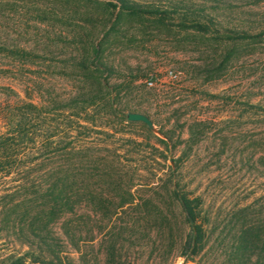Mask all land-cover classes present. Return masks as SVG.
<instances>
[{"label": "trees", "instance_id": "1", "mask_svg": "<svg viewBox=\"0 0 264 264\" xmlns=\"http://www.w3.org/2000/svg\"><path fill=\"white\" fill-rule=\"evenodd\" d=\"M89 1L118 18H169L202 34L221 28L232 44L223 61L240 44L264 39V25L256 33L216 27L221 9L237 0ZM85 46L71 62L84 81L93 79L90 89L36 102L11 86L0 87V264H171V256L194 260L214 243L227 264H264V208L248 204L229 209L222 219L212 217L204 198L186 191L177 175L182 156L175 157L172 136L127 120L105 75L110 67L101 59L102 43ZM2 54L36 57L0 44ZM98 106L106 113L91 115ZM98 119L138 128L143 139L116 144L110 126L91 123ZM197 136L190 129L186 143H196ZM147 147L162 162L141 159ZM144 188L159 194L164 205L151 208L154 195L137 197Z\"/></svg>", "mask_w": 264, "mask_h": 264}, {"label": "rangeland", "instance_id": "2", "mask_svg": "<svg viewBox=\"0 0 264 264\" xmlns=\"http://www.w3.org/2000/svg\"><path fill=\"white\" fill-rule=\"evenodd\" d=\"M235 3L221 9V23L216 27L259 32L264 25V0ZM222 32L220 28L219 32L198 33L169 18H118L116 11L89 0H0V44L36 55L22 60L2 54L0 67L5 72H0V87L11 86L36 102L90 89L93 79L84 81L71 60L84 51L86 43L100 42L117 109L144 113L154 121L155 133L161 136L158 130L163 129L172 136L174 155L182 156L177 175L184 189L201 195L212 217L218 219L243 205L263 209L264 39L240 44L234 56L223 61L232 44ZM169 71L176 77L171 78ZM150 78L151 86L147 84ZM89 112L106 113L99 106ZM97 121L91 123L115 131L116 144L130 137L143 139L138 128L112 119ZM190 129L198 135L196 143H186ZM162 157L147 147L140 158L157 164ZM136 195L149 198L154 194L144 188ZM154 196L151 208L163 206L162 197ZM216 244L194 260L174 255L169 263L227 264Z\"/></svg>", "mask_w": 264, "mask_h": 264}, {"label": "water", "instance_id": "3", "mask_svg": "<svg viewBox=\"0 0 264 264\" xmlns=\"http://www.w3.org/2000/svg\"><path fill=\"white\" fill-rule=\"evenodd\" d=\"M126 118L129 121H139L147 125V127L154 131L153 121L144 113L141 112H127Z\"/></svg>", "mask_w": 264, "mask_h": 264}, {"label": "built area", "instance_id": "4", "mask_svg": "<svg viewBox=\"0 0 264 264\" xmlns=\"http://www.w3.org/2000/svg\"><path fill=\"white\" fill-rule=\"evenodd\" d=\"M169 76L172 78V77H176V73H174L173 71H169ZM147 84L149 86L153 85V80L150 78L147 80Z\"/></svg>", "mask_w": 264, "mask_h": 264}]
</instances>
